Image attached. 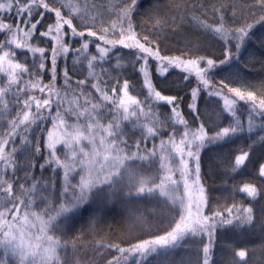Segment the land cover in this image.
Segmentation results:
<instances>
[{
  "label": "snow or ice",
  "instance_id": "snow-or-ice-1",
  "mask_svg": "<svg viewBox=\"0 0 264 264\" xmlns=\"http://www.w3.org/2000/svg\"><path fill=\"white\" fill-rule=\"evenodd\" d=\"M0 37V264H218L221 241L219 264H249L253 234L264 249V183L228 184L246 162L264 181V74L246 71L264 0H0ZM109 217L119 243L96 239Z\"/></svg>",
  "mask_w": 264,
  "mask_h": 264
},
{
  "label": "trees",
  "instance_id": "trees-1",
  "mask_svg": "<svg viewBox=\"0 0 264 264\" xmlns=\"http://www.w3.org/2000/svg\"><path fill=\"white\" fill-rule=\"evenodd\" d=\"M90 2H95V3H102V4H108L111 2V0H90ZM209 15H211V13H209ZM201 20L204 19V17H199ZM210 22V21H208ZM257 32V38L261 32V29L259 28V26L256 29ZM0 39H2V37H0ZM43 46V45H41ZM218 50V49H217ZM249 50L254 51L255 52V57L253 58V62L249 64L248 68L246 69V71L250 74L251 78L254 79H258L260 77L261 74H264V68L261 67L260 64V59L262 56V52H264V50H262L259 47L258 43H253L249 45ZM21 53H18V56H20ZM248 56V51L245 50L244 51V56H242L241 58L244 59L245 57ZM84 71L86 72V68L84 69ZM112 75H115V73H113ZM77 78H83V76H79ZM126 78H132L130 75ZM45 82H47V78H45ZM2 86V85H0ZM58 86H59V81H58ZM135 94V93H133ZM0 111H3L2 106H0ZM161 112H164L165 109L161 108L160 109ZM163 117H161L162 119ZM131 134V133H130ZM244 143V139L243 138H239L236 139L235 143L232 145H224L223 147H219V146H209L206 152H203V161H202V171H207L208 169V165L209 162L212 161L213 165L215 166V160L216 159H221L223 157H225L228 153L229 150L231 148H235L236 146H242V144ZM233 159H234V155H233ZM247 166L243 167L239 170H237L239 172V174L233 173V177L234 179H230L228 180V184L232 185L234 182L239 185L242 186L243 183H250V184H255L257 188L260 187L261 183H264V181L261 180L260 176H259V170H258V165L255 163H251L248 164L246 162ZM207 179V183L208 185H210L213 188H218L221 187V176L219 175V173H217L215 170L212 171V173L210 174V176L206 177ZM212 195L214 196H219L220 193L219 192H213ZM237 201H245V203H247V200L244 196H238ZM112 226L113 231L110 233L109 232V226ZM118 226L115 224V222L111 219V217H109L104 224L101 226L102 228V232L100 233V235H98L96 237V239H100L101 236L105 237V239L107 240V242L109 243H119V240L115 239V230ZM228 237H231L232 234L228 233L225 234ZM111 237V238H109ZM87 239H92L91 237H86ZM249 239V244L248 247H252L253 245H255V249L254 251H250L248 257H246V259L249 260V264H264V249L260 248L258 245L260 243L258 237L253 234L250 235L248 237ZM88 240V241H90ZM223 243L224 241H221L220 243H218L215 251H214V258L217 260L218 264L219 261L221 260L222 257H226V254L224 252L223 249ZM237 248L239 247H244V244H237L236 245Z\"/></svg>",
  "mask_w": 264,
  "mask_h": 264
},
{
  "label": "rangeland",
  "instance_id": "rangeland-1",
  "mask_svg": "<svg viewBox=\"0 0 264 264\" xmlns=\"http://www.w3.org/2000/svg\"><path fill=\"white\" fill-rule=\"evenodd\" d=\"M88 240H90V239H87L86 241H88Z\"/></svg>",
  "mask_w": 264,
  "mask_h": 264
}]
</instances>
